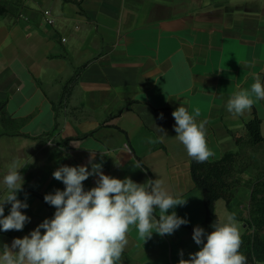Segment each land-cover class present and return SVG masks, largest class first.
Segmentation results:
<instances>
[{
    "label": "crops",
    "instance_id": "crops-1",
    "mask_svg": "<svg viewBox=\"0 0 264 264\" xmlns=\"http://www.w3.org/2000/svg\"><path fill=\"white\" fill-rule=\"evenodd\" d=\"M7 3L12 11L0 16V181L12 161L24 166L19 198L27 197L22 211L31 221L22 231L0 232V245L10 246L51 218L55 208L44 195L65 187L53 171L88 164L94 153L106 175L137 183L160 179L186 199L175 211L189 223L174 234L144 241L130 229L123 264H179L181 251L188 259L199 250L188 226H203L206 207L191 158L174 137L172 112L180 103L200 110L210 161L239 149L231 132L244 133L255 112L264 134V100L242 116L225 108L256 76L264 81V0ZM157 127L168 136L161 139ZM96 179L89 177L85 188ZM251 193L243 181L230 207L223 198L216 202L219 223L234 214L241 236L248 225L239 213L248 210Z\"/></svg>",
    "mask_w": 264,
    "mask_h": 264
},
{
    "label": "clouds",
    "instance_id": "clouds-1",
    "mask_svg": "<svg viewBox=\"0 0 264 264\" xmlns=\"http://www.w3.org/2000/svg\"><path fill=\"white\" fill-rule=\"evenodd\" d=\"M259 100H264V81L256 76L250 90L237 91L225 108L233 116H242L250 113ZM200 116L199 109L181 103L172 112L175 139L191 159L204 163L214 153L207 141V122ZM159 118H164L163 113ZM157 128L163 132L161 139L168 136ZM94 160L93 153L88 164L61 165L53 171V178L65 186L44 195V201L55 208L53 216L22 238H14L10 246L0 245V264H123L132 227L146 241L153 234L172 235L189 223L175 211L186 199L168 191L160 179L137 183L130 177L106 175L102 164ZM134 166L141 168L138 162ZM22 169L18 160L12 161L0 181V232L22 231L31 221L22 211L29 207L27 197L19 198L25 184ZM93 176L98 177L95 186L86 189L84 182ZM7 206L10 207L5 215ZM211 228L208 232L194 227L192 239L199 250L190 253L188 259H183L181 251L179 264H248L240 251L241 231L234 214Z\"/></svg>",
    "mask_w": 264,
    "mask_h": 264
},
{
    "label": "trees",
    "instance_id": "trees-1",
    "mask_svg": "<svg viewBox=\"0 0 264 264\" xmlns=\"http://www.w3.org/2000/svg\"><path fill=\"white\" fill-rule=\"evenodd\" d=\"M11 11L12 8L8 3L0 0V16ZM76 78L71 79L65 85L64 99L69 97ZM0 113L5 115L4 104H0ZM244 129V133L241 134L231 132L239 147L237 151H228L216 161L208 160L204 163H197L191 159V174L196 187L204 192L206 219L203 226L200 227L208 232L212 231V224L219 223L216 212L217 200L225 199L230 207L238 185L245 181L250 186L252 190L248 207L250 219L245 221L248 229L241 236L240 251L246 255L248 264H259L264 262V181H262L264 177L249 175L247 180L248 173L245 170H239L241 160L244 158V149L246 147L255 149L264 143L262 119L256 112L254 117L246 123ZM188 227L193 232L195 226Z\"/></svg>",
    "mask_w": 264,
    "mask_h": 264
},
{
    "label": "rangeland",
    "instance_id": "rangeland-1",
    "mask_svg": "<svg viewBox=\"0 0 264 264\" xmlns=\"http://www.w3.org/2000/svg\"><path fill=\"white\" fill-rule=\"evenodd\" d=\"M3 1L7 3V0ZM243 157L244 158L241 160V164L239 165V170H245V172L248 173V176H246L247 180L249 179V175L254 177H264V143L255 149L246 147L243 151ZM239 214H241L244 221H248L250 219V212L247 209Z\"/></svg>",
    "mask_w": 264,
    "mask_h": 264
},
{
    "label": "built area",
    "instance_id": "built-area-1",
    "mask_svg": "<svg viewBox=\"0 0 264 264\" xmlns=\"http://www.w3.org/2000/svg\"><path fill=\"white\" fill-rule=\"evenodd\" d=\"M52 22V21H51Z\"/></svg>",
    "mask_w": 264,
    "mask_h": 264
}]
</instances>
